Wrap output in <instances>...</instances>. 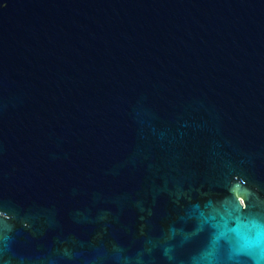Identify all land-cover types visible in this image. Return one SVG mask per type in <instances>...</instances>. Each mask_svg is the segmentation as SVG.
<instances>
[{
    "label": "water",
    "instance_id": "95a60500",
    "mask_svg": "<svg viewBox=\"0 0 264 264\" xmlns=\"http://www.w3.org/2000/svg\"><path fill=\"white\" fill-rule=\"evenodd\" d=\"M0 264H264V0H0Z\"/></svg>",
    "mask_w": 264,
    "mask_h": 264
},
{
    "label": "snow or ice",
    "instance_id": "6c2138e0",
    "mask_svg": "<svg viewBox=\"0 0 264 264\" xmlns=\"http://www.w3.org/2000/svg\"><path fill=\"white\" fill-rule=\"evenodd\" d=\"M237 207H239V206L237 205ZM253 228L256 229V236L252 237V238H249L248 241L246 242L245 246H244L248 250H251L254 247V245L258 242V239H259V228H260V225L253 224Z\"/></svg>",
    "mask_w": 264,
    "mask_h": 264
}]
</instances>
